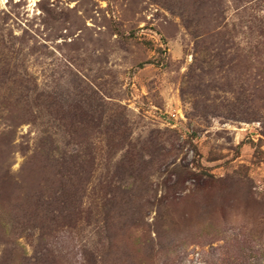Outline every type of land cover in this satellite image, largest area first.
I'll use <instances>...</instances> for the list:
<instances>
[{"label": "rangeland", "instance_id": "1", "mask_svg": "<svg viewBox=\"0 0 264 264\" xmlns=\"http://www.w3.org/2000/svg\"><path fill=\"white\" fill-rule=\"evenodd\" d=\"M209 1L0 0V264H264V50Z\"/></svg>", "mask_w": 264, "mask_h": 264}, {"label": "trees", "instance_id": "2", "mask_svg": "<svg viewBox=\"0 0 264 264\" xmlns=\"http://www.w3.org/2000/svg\"><path fill=\"white\" fill-rule=\"evenodd\" d=\"M233 2V7L234 9L241 15V22H240V28L241 29H246L247 31H244V34H248L249 35H255V42L250 40L249 42H247L248 44V52H251L252 54H254L255 58H259V60L262 58L263 56V50H264V20L257 17V8L262 6V4L264 3V0H231ZM211 4H214V0H210L209 1ZM217 4L213 5V7H217ZM228 9V8H227ZM217 12H212L213 15H215ZM247 15V16H246ZM220 17L223 18V15ZM225 17V16H224ZM243 18H246L245 21H242ZM225 19V18H224ZM214 21H217L216 18L213 19ZM224 28L228 29V22L225 23ZM228 32V30H227ZM230 34V32L228 33ZM231 38H227V40L223 43L222 45V49H231L232 47H230V45L232 46L233 42H231L232 39V35L230 36ZM0 41L3 43L5 42V38L3 36H0ZM244 51V50H243ZM247 53V52H246ZM252 58L249 56V53H247L245 55V57H242V61L241 63L244 65V63H246L247 61H250ZM16 84V83H15ZM27 92H29L28 88L26 85H24V83H20L19 85H17L16 88V93H11L10 96H12V98H14V96L16 97L15 100V104L14 107L16 109H22V110H26L24 108H22V104H25L24 102L26 101L24 98H27V95H25ZM9 106V102L7 104H2V108L4 110H7ZM25 115H19L15 117V121H28V120H24ZM14 125V124H13ZM122 149V148H120Z\"/></svg>", "mask_w": 264, "mask_h": 264}]
</instances>
